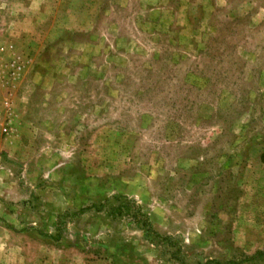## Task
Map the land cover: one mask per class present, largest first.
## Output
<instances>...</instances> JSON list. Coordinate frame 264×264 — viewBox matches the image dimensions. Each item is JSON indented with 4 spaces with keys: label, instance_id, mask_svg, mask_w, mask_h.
<instances>
[{
    "label": "rangeland",
    "instance_id": "rangeland-1",
    "mask_svg": "<svg viewBox=\"0 0 264 264\" xmlns=\"http://www.w3.org/2000/svg\"><path fill=\"white\" fill-rule=\"evenodd\" d=\"M0 264H264V0H0Z\"/></svg>",
    "mask_w": 264,
    "mask_h": 264
}]
</instances>
